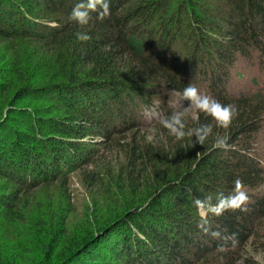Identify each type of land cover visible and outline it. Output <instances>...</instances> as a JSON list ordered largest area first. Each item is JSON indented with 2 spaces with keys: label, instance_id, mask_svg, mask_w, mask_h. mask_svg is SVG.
<instances>
[{
  "label": "trees",
  "instance_id": "trees-1",
  "mask_svg": "<svg viewBox=\"0 0 264 264\" xmlns=\"http://www.w3.org/2000/svg\"><path fill=\"white\" fill-rule=\"evenodd\" d=\"M77 2L0 0V233L13 242L0 234V248L10 245L18 260L37 252V264H239L243 246L264 230V193L249 195L245 211L208 217L211 230L229 237L223 252L224 241L196 226L193 200L227 195L237 179L253 191L264 184L250 141L264 95L244 97L230 78L239 58L264 71V0H110L108 17L93 14L88 41L68 19ZM189 84L236 104L226 130L198 111L186 118L189 128L211 124L227 134V152L213 147L214 137L189 147L190 138L169 136L158 119L175 111L162 101L157 119L146 120L143 110L164 90L180 94ZM151 127L157 143L142 131ZM92 152L104 175L98 169L86 180H107L119 210L96 227L87 218L64 240L36 190L64 186ZM112 154L123 156L118 169ZM9 248L0 249V264Z\"/></svg>",
  "mask_w": 264,
  "mask_h": 264
},
{
  "label": "rangeland",
  "instance_id": "rangeland-1",
  "mask_svg": "<svg viewBox=\"0 0 264 264\" xmlns=\"http://www.w3.org/2000/svg\"><path fill=\"white\" fill-rule=\"evenodd\" d=\"M230 78L232 90L241 93L244 97L249 98L250 96L264 95V71L250 65L245 59L239 58L236 61L230 71ZM200 92L203 93L204 91L201 90ZM161 97L162 100L154 101L152 110H143L147 121L150 119L155 120L159 116V101H162L163 105L171 106L174 111L181 110L188 104L186 100L181 101L179 94L168 92L166 90L163 91ZM196 112L197 110L191 109L189 112L190 117L195 118ZM15 130L22 134L25 132L23 128H15ZM142 131L148 133L147 128L142 129ZM44 134L47 135V139L57 137L49 133ZM97 138L99 137L95 136L89 140L97 142ZM250 141H254L251 152L256 154L260 160L264 161V117L262 118L260 129L251 137ZM96 146L98 147L97 149H99L98 154L102 153L103 150L100 149L101 145ZM96 154L97 152H92L82 162L77 163V167H75L72 172L66 174L67 176H65L64 186L55 181L51 187L45 185L36 190L43 212H45L49 216V219L54 221L55 224L58 223V228H63L62 237H64V240L71 236L70 234H73L80 229V227H83L87 218L90 222H93V226L96 227L97 225H101L106 217L119 210V206L114 203L115 198L107 193V180L101 181V183L97 182L95 179L91 181L86 180V174L96 171L99 172L100 170L98 165H95ZM112 155V158L111 156L107 157L109 160H112V166L116 165L115 167L118 169V164L123 162V156L121 154H117L118 156H116V154ZM100 173H103L104 175L102 170H100ZM3 181L4 180H0V186L3 185ZM2 188L3 187L1 186L0 190ZM245 190L248 195L261 194L264 193V184L254 191L248 189ZM112 191L116 192V189L113 188ZM116 202L120 203L117 200ZM0 234L1 237H3L1 240V243H3L8 236L3 233ZM62 240L61 242L63 244L64 240ZM6 241L13 244L9 239ZM6 246L10 247L9 250H12L10 253L4 254L5 257H7L6 262H8V264L14 262L16 264H37L39 260L44 257L37 252H34L26 254L25 257H21V259L18 260V255L15 254V249L10 245L4 244L0 249L5 250ZM60 247L61 244H58V250ZM240 255L242 259L238 260L239 264H245L243 259H249L258 264H264V230H261L258 237H252L247 244L243 246ZM8 256L12 257L8 258ZM30 257L33 258L31 259Z\"/></svg>",
  "mask_w": 264,
  "mask_h": 264
},
{
  "label": "clouds",
  "instance_id": "clouds-1",
  "mask_svg": "<svg viewBox=\"0 0 264 264\" xmlns=\"http://www.w3.org/2000/svg\"><path fill=\"white\" fill-rule=\"evenodd\" d=\"M109 3L110 0H78L74 5L68 19L81 29V31L76 33V38L79 41H88L91 39L89 32L94 18L93 14H95L96 20H103L108 17ZM179 95L181 101L186 100L188 102L187 106L170 115H160L158 119L159 125L163 129H166L167 134L174 137L177 141L190 138L189 147L195 144L204 145L210 137H214L213 147L227 152L231 148L227 134H214L211 124H199L189 128L186 126V118L190 110L195 109L200 113L210 116L216 122L217 127L226 130L238 115L236 104L222 103L210 95L201 93L192 84L186 86ZM147 139L150 142L157 143L159 129L156 127L149 128ZM234 185V189L227 195L218 193L214 197L209 194L203 199L195 198L193 200V205L198 210L200 217L196 226L213 239L224 241L219 246L222 252L225 250L229 237L223 236L220 231L211 230L208 217H219L226 210H246L249 195L239 179L235 180ZM214 200L215 202H213Z\"/></svg>",
  "mask_w": 264,
  "mask_h": 264
}]
</instances>
